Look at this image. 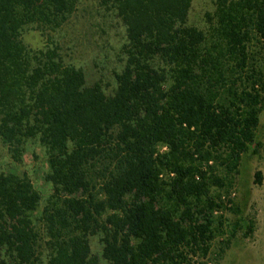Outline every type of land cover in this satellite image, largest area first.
Here are the masks:
<instances>
[{
  "label": "trees",
  "instance_id": "1",
  "mask_svg": "<svg viewBox=\"0 0 264 264\" xmlns=\"http://www.w3.org/2000/svg\"><path fill=\"white\" fill-rule=\"evenodd\" d=\"M192 1L99 0L124 32L106 91L50 38L23 40L62 28L76 0H0V139L15 162L36 140L50 186L34 217L29 178L0 172V264H99L93 237L106 264L207 258L220 191L261 145L264 0H214L203 28L188 23Z\"/></svg>",
  "mask_w": 264,
  "mask_h": 264
},
{
  "label": "rangeland",
  "instance_id": "2",
  "mask_svg": "<svg viewBox=\"0 0 264 264\" xmlns=\"http://www.w3.org/2000/svg\"><path fill=\"white\" fill-rule=\"evenodd\" d=\"M214 0H193L188 23L204 27V15L213 9ZM50 38L57 46L65 63L80 67L86 83L99 82L106 91L114 86L113 74L122 66L120 53L124 32L119 20L106 11L99 0H76V8L69 21L56 32L43 36L35 29L27 30L23 40L26 45L37 49L44 47ZM260 147L257 153L246 154L238 167L232 186L221 190L223 207L215 212L216 223L221 216L222 234L212 242L205 259H194L195 264H264V110L260 116L258 130ZM48 171L45 150L36 140L28 141L19 162L8 154L0 139V172L24 175L40 193L42 202L33 213L39 215L43 202L50 194V186L44 181ZM261 172V182L255 173ZM253 224V231L245 234V228L236 227L237 220ZM91 251L99 264H106L100 255L101 246L97 237L90 240Z\"/></svg>",
  "mask_w": 264,
  "mask_h": 264
}]
</instances>
